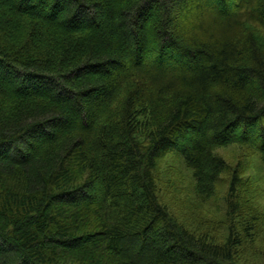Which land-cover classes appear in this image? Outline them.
Listing matches in <instances>:
<instances>
[{"label": "trees", "instance_id": "obj_1", "mask_svg": "<svg viewBox=\"0 0 264 264\" xmlns=\"http://www.w3.org/2000/svg\"><path fill=\"white\" fill-rule=\"evenodd\" d=\"M231 144L264 164V0H0V264H236V171L221 244L154 177L212 197Z\"/></svg>", "mask_w": 264, "mask_h": 264}, {"label": "rangeland", "instance_id": "obj_2", "mask_svg": "<svg viewBox=\"0 0 264 264\" xmlns=\"http://www.w3.org/2000/svg\"><path fill=\"white\" fill-rule=\"evenodd\" d=\"M216 152L224 159L227 169L218 179L214 195L209 198L197 194L192 171L176 152L162 156L154 170L159 202L178 223L221 244L230 224L227 190L236 171L241 212L245 221L255 226L250 247L236 264H264V164L261 155L255 149L233 144Z\"/></svg>", "mask_w": 264, "mask_h": 264}]
</instances>
